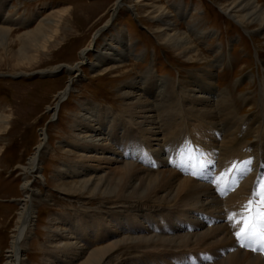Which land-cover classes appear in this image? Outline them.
I'll list each match as a JSON object with an SVG mask.
<instances>
[{
    "label": "bare ground",
    "instance_id": "6f19581e",
    "mask_svg": "<svg viewBox=\"0 0 264 264\" xmlns=\"http://www.w3.org/2000/svg\"><path fill=\"white\" fill-rule=\"evenodd\" d=\"M123 4L124 0L113 3L110 19L116 17ZM222 4L224 15L238 26H256L257 31H264V7L258 0H222ZM128 8L133 14L134 7ZM153 8L156 12L152 11L155 17L151 20L159 24L156 32L159 40L182 60L191 61L199 53L196 44L206 45L211 34L189 26L188 31H179L169 12L160 6ZM172 8L176 17L183 9L181 4ZM9 9L0 2V45L8 43L13 28L22 29L30 24L25 18L10 15ZM1 11H7L6 15L2 16ZM56 16L38 19L33 29L21 34L19 54L23 62L30 45L45 50L62 23L61 11ZM185 17L181 15L182 20ZM102 28L97 30V37L107 30ZM122 37L105 45L102 52H95L92 68H100L106 59L116 67L131 59L139 61L128 49L130 44L126 59L120 57L118 48L125 42ZM94 42L80 51L79 61L73 67L58 66L46 73L61 69L69 74L73 70L80 72ZM219 49L216 47L213 53ZM221 63L219 56L209 66L191 71L189 75L201 80L191 77L186 86H180L182 90L175 83L172 86L170 80L157 78L151 68L122 83L117 93L124 98L123 124L111 115L101 116L88 103L79 105L81 109L70 127L72 144H65L69 146L67 154L75 151L73 157L78 161L73 166L61 164L55 175L56 182L76 180L73 185L77 192L86 194L88 199L85 198L82 208L78 200L77 208L66 210L71 217L58 214L47 219L40 264H264V252L251 250L258 249V244L253 241L250 247H241L233 234L238 229L229 221V214L241 213V206L264 179V89L253 99L257 108L248 117H242L233 106L218 108L219 101L226 103L230 98H225L227 93L214 94V80ZM26 65L30 67L29 62ZM75 76L55 94L54 106L48 109L52 118L72 91ZM150 87L155 91L153 100H148L146 93ZM248 98L243 96L240 100L247 104ZM214 99L217 101L213 103ZM10 121L0 112V135L8 134ZM39 139L34 154L21 168L22 194L6 264L28 263L23 252L36 223L35 201L39 190L33 182L41 181L39 165L41 156L46 154V130H41ZM7 147L8 144L0 148V155L6 154ZM181 157H185L187 168L194 172L178 167ZM170 160L174 163H168ZM156 162L155 170L141 165ZM166 163L175 165L180 175L165 169ZM103 164L114 167H101ZM67 168L75 176L70 178Z\"/></svg>",
    "mask_w": 264,
    "mask_h": 264
},
{
    "label": "rangeland",
    "instance_id": "374dc122",
    "mask_svg": "<svg viewBox=\"0 0 264 264\" xmlns=\"http://www.w3.org/2000/svg\"><path fill=\"white\" fill-rule=\"evenodd\" d=\"M1 1L11 7L8 11L10 15L25 18L30 24L22 29L13 28L8 43L0 45V112H4L11 120L8 134L0 135L3 140L0 148L6 144L9 146L6 154L0 155V264H6L5 257L11 237L14 235L19 210L18 200L22 194L21 168L26 166L34 154L35 147L40 141L41 130H46L48 139L44 149L46 154L41 156L39 165L42 182L37 179L33 182L39 194L35 201L36 223L30 235L28 234L30 238L24 246L26 251L23 252V259L28 262L27 264L41 262V244L46 240L43 226L47 219L58 214L71 217L73 216L71 212L66 210L77 208L78 200L82 208L85 198L88 199L86 194L77 192L73 185L76 180L65 179L56 182L55 175L61 164L71 163L69 165L73 166L72 164L78 161L73 157L76 155L75 151L67 154L69 146L66 145L72 144L70 137L73 130L70 127L73 125V117H77V112L81 109L80 104L88 103L96 107L101 116L111 115L123 124L124 98L117 93L122 83L139 77L151 68L157 78L170 80L173 82L172 86L175 83L181 89L189 83L191 77L201 80L198 76L189 75L191 71L194 73L209 66L220 56L222 63L216 72L214 94L227 93L229 95L225 94V98L226 96L230 98L226 103L219 101L221 105L218 102L217 107L233 106L240 111L242 117L250 116L257 108V105H253V99L264 89V31H257L256 26L253 28L238 26L222 12L225 7L222 0H149L148 4L146 1L124 0L116 17L112 19L111 9L116 0ZM258 1L264 7V0ZM175 4H181L183 7L177 13V17L172 8ZM153 5L160 6L170 13L171 21L177 30L188 31L189 26L201 33L211 34L206 45L196 44L199 53L193 56L191 61L182 60L171 47L159 40L158 34L156 35L159 24L151 20L155 17L152 11L156 12ZM128 6L134 7L133 14H130ZM60 11L61 26L53 32L54 37L48 44L46 43L45 50H39L33 46L34 44L30 45L27 58L23 57V62L19 54L21 34L33 29L38 19L57 18L56 13ZM1 12L2 16L7 13ZM150 13L152 14L148 15ZM181 15L186 17L182 20ZM102 27L107 30L97 37L96 32ZM118 36H123L125 41L124 45L118 48L121 50L120 57L124 56L126 59L128 51L131 50L132 54L139 57V61L131 59L116 67L106 59L99 65L100 68H92L95 52H102L105 45ZM92 41H95L94 46L93 44L91 46L93 49L87 52V60L80 66V72L73 70L69 74L61 69L60 72L46 73L58 66L73 67L79 61L80 51L89 48ZM129 44L131 49L127 50ZM216 47L220 48L219 52L213 53ZM28 62L30 67L26 68ZM74 75L76 76L73 78L72 91L58 106L56 116L52 118V112L48 109L54 106L55 94L64 89L69 78ZM154 92L151 87L146 90L148 100H153ZM243 96L250 97L248 98L250 103L244 104L240 100ZM215 101L217 99H214L213 103ZM140 162L142 163V160ZM171 162L174 163V160L168 163ZM137 163L139 165V162ZM168 163L165 169L173 170L180 175L175 165ZM141 165L152 170L158 168L157 162ZM108 166L105 167L103 164L101 167H114ZM188 166L185 157H181V164L178 167H182L185 172H194L191 167L187 168ZM66 173L70 178L75 176L72 169L67 168Z\"/></svg>",
    "mask_w": 264,
    "mask_h": 264
},
{
    "label": "snow or ice",
    "instance_id": "6c2138e0",
    "mask_svg": "<svg viewBox=\"0 0 264 264\" xmlns=\"http://www.w3.org/2000/svg\"><path fill=\"white\" fill-rule=\"evenodd\" d=\"M241 209L239 214H229V221L238 229L233 234L241 247H250L251 242L255 241L259 248L251 250L264 252V179L257 183L251 197Z\"/></svg>",
    "mask_w": 264,
    "mask_h": 264
}]
</instances>
